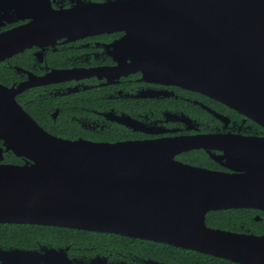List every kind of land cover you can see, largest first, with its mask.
Returning <instances> with one entry per match:
<instances>
[{
  "label": "water",
  "instance_id": "95a60500",
  "mask_svg": "<svg viewBox=\"0 0 264 264\" xmlns=\"http://www.w3.org/2000/svg\"><path fill=\"white\" fill-rule=\"evenodd\" d=\"M76 28L126 31L119 70L206 95L264 128V0H117ZM62 74V72H59ZM0 85V223L132 236L243 264H264V237L206 226L211 209H264L262 170L215 173L176 160L175 141L92 142L46 132ZM262 173V177H261ZM262 191V192H261Z\"/></svg>",
  "mask_w": 264,
  "mask_h": 264
},
{
  "label": "flooded vegetation",
  "instance_id": "af4514ba",
  "mask_svg": "<svg viewBox=\"0 0 264 264\" xmlns=\"http://www.w3.org/2000/svg\"><path fill=\"white\" fill-rule=\"evenodd\" d=\"M117 0H0V85L48 133L92 142L175 141L176 160L215 173L262 170L260 123L206 96L152 82L131 61L126 31L75 26ZM59 72H62L60 74ZM26 161L4 153L0 163ZM262 177V173H261ZM262 192V191H261ZM206 226L264 237L262 207L211 209ZM0 264H243L132 236L0 223Z\"/></svg>",
  "mask_w": 264,
  "mask_h": 264
}]
</instances>
